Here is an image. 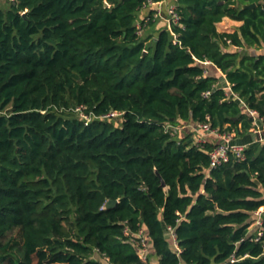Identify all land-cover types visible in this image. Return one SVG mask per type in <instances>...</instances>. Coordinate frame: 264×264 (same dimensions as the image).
<instances>
[{
    "label": "trees",
    "instance_id": "16d2710c",
    "mask_svg": "<svg viewBox=\"0 0 264 264\" xmlns=\"http://www.w3.org/2000/svg\"><path fill=\"white\" fill-rule=\"evenodd\" d=\"M6 1L0 264H264V214L259 240L251 228L264 143L248 113L264 119L263 0H174L177 23L150 33L163 0ZM224 18L243 24L220 33ZM198 123L233 135L243 159L212 168V141L171 134Z\"/></svg>",
    "mask_w": 264,
    "mask_h": 264
},
{
    "label": "built area",
    "instance_id": "2783aa9c",
    "mask_svg": "<svg viewBox=\"0 0 264 264\" xmlns=\"http://www.w3.org/2000/svg\"><path fill=\"white\" fill-rule=\"evenodd\" d=\"M13 1V0H11ZM164 1V0H163ZM162 3V2H161ZM160 3V4H161ZM264 3V0H263ZM159 4L157 13L155 15L156 18H159L160 20H165L168 24V28L171 29L172 23H177L178 21V15L176 13V6L175 4H172L167 9V14L164 13L161 5ZM205 65L209 64V62H205ZM224 90L228 93L229 96H233L235 98H238V95L233 93L231 85L229 83L226 84L224 87ZM205 96H210V92L205 93ZM244 104V103H243ZM245 105V104H244ZM84 107L77 108V112L81 114V116L86 121V125L89 124L91 121V118L84 113ZM248 113L253 118V129L251 130L254 138L257 142L264 143V119L259 118V114L255 110L248 109ZM122 113L120 112H112L105 117H120ZM180 128H186L189 129L193 134V139H195L196 144H204L207 142H213L216 147L214 151L211 153V167L215 168L222 164L223 162L227 161L230 154H234L237 158L243 159V153L246 148V146L243 145H234L232 144L233 135L230 134H221L218 130L213 129L210 124H204V123H198L195 125H188V126H177L171 128V134L174 136H177L179 134ZM264 214V208H261L259 211L256 212L257 219L255 221V225L257 228H260L258 239L262 236V229H263V220L262 215ZM126 234L128 232L126 231ZM139 238L141 239L142 248L140 251V257L146 261L149 253V246L146 241V237L143 233V231H140L138 234ZM173 237V243L175 248L180 252L176 238L172 232ZM236 259L233 257L231 262H235Z\"/></svg>",
    "mask_w": 264,
    "mask_h": 264
},
{
    "label": "crops",
    "instance_id": "0c3cea01",
    "mask_svg": "<svg viewBox=\"0 0 264 264\" xmlns=\"http://www.w3.org/2000/svg\"><path fill=\"white\" fill-rule=\"evenodd\" d=\"M174 4V0H164L162 1V3L160 4L164 13L167 14V9L170 5ZM149 12V9H144L139 13L140 19L145 18L147 16ZM242 22L240 21H235L232 20L230 18H224L222 22H220L219 24H217V30L220 33H234L236 31H238L240 29V27L242 26ZM160 28H168V24L166 23L165 20H160L157 23V27L156 28H152L149 29V33L155 31V29L159 30ZM155 34V33H154ZM233 50V49H232ZM233 51H238V52H242L243 49H234ZM245 51H247L248 53H251L253 55H257L259 53H261V51H257L255 49H245ZM206 67H208V74L212 75V76H216L217 78H221V77H225L224 74L217 68H215L213 65H211L210 63L206 65ZM253 230L257 229L255 222H253V225L251 227ZM154 263L157 264L158 263V259L154 258Z\"/></svg>",
    "mask_w": 264,
    "mask_h": 264
},
{
    "label": "rangeland",
    "instance_id": "374dc122",
    "mask_svg": "<svg viewBox=\"0 0 264 264\" xmlns=\"http://www.w3.org/2000/svg\"><path fill=\"white\" fill-rule=\"evenodd\" d=\"M0 5L3 6V7H7V6H9V4L7 3L6 0H0ZM138 24H139V27H140V25L142 24L141 19L139 20V23H138ZM144 34H145V33H144ZM189 131H190L189 129H186V128H183V129H182V128H180V129H179V134L177 135L178 138H181L182 136H187V135L191 134ZM252 225H253V224H252ZM252 225H251V227H252ZM96 257H97L98 260H100V261L102 262V264H109L106 260L100 258L99 256H96ZM151 263H152V264H155V263H154V258H153V257H151Z\"/></svg>",
    "mask_w": 264,
    "mask_h": 264
},
{
    "label": "water",
    "instance_id": "95a60500",
    "mask_svg": "<svg viewBox=\"0 0 264 264\" xmlns=\"http://www.w3.org/2000/svg\"><path fill=\"white\" fill-rule=\"evenodd\" d=\"M255 6H256V4H250V5H247L246 8H254ZM163 186H165L164 182H163ZM116 203H117V201L110 200L107 202L106 207L110 208V207L114 206Z\"/></svg>",
    "mask_w": 264,
    "mask_h": 264
}]
</instances>
